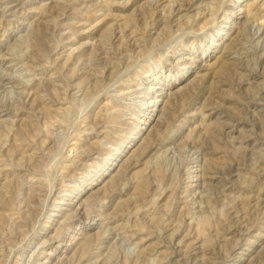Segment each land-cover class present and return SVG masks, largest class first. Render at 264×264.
<instances>
[{"label":"rangeland","instance_id":"rangeland-1","mask_svg":"<svg viewBox=\"0 0 264 264\" xmlns=\"http://www.w3.org/2000/svg\"><path fill=\"white\" fill-rule=\"evenodd\" d=\"M0 264H264V0H0Z\"/></svg>","mask_w":264,"mask_h":264}]
</instances>
